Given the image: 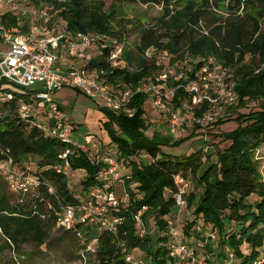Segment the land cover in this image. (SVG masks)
I'll use <instances>...</instances> for the list:
<instances>
[{
  "label": "trees",
  "instance_id": "1",
  "mask_svg": "<svg viewBox=\"0 0 264 264\" xmlns=\"http://www.w3.org/2000/svg\"><path fill=\"white\" fill-rule=\"evenodd\" d=\"M45 1L53 5V21L67 30L106 34L123 44L124 65L112 68L104 58H98L81 68L82 72L98 74L104 70L109 82L136 86L142 80H153L152 74L160 69L155 59L151 65L147 64L145 52L149 48L167 50L172 63L184 61L188 56H213L233 71L232 81L238 94L233 110L252 101L261 105L259 110L239 113L236 117L239 125L221 134L230 143L216 152L215 161L209 160L207 152L203 161L198 155L173 159L162 154V145H177L185 138L163 143L146 137L145 94L135 93L132 97L129 104L134 109L132 115L102 108L104 124L113 142L128 159L129 181L134 184L137 196L120 200V205L110 209L108 215L121 218L116 232L86 228L81 236L79 226L61 229L82 243L86 263L125 264L127 253L140 258V253L134 255L140 250L150 257L149 264H172L167 257L171 256L175 241L171 248L162 244L169 239L168 217L182 203L193 218L177 232L181 242L192 248V242H186L189 230L193 227L191 238H197V226H209L217 233L219 245L211 264H223L227 251L232 254L228 264H264V180L254 158L255 150L264 145V0ZM117 4L160 5L161 12L146 21L122 18L115 24L116 11H120L115 9ZM134 29H138V42L130 46L125 36ZM169 85L175 87L174 107L183 100H191V95L177 86L178 82L170 80ZM19 98L0 102V162H9L8 176L33 179L26 190L14 191L7 175L0 171V237L17 254L22 253L19 248L25 243L37 248L48 245L57 214L63 206L74 202L81 190L96 183L98 170V165L91 164L85 153L71 154L70 169L85 171L80 192L74 194L68 174L58 171L62 163L60 154L66 145L22 120L18 114ZM206 108L207 103H203L195 114L201 115ZM245 115L249 118H244ZM112 123L117 125L119 134L110 127ZM142 152L149 156V161L137 163L134 157ZM32 156L39 158L34 174L29 162ZM188 174L198 175L196 185L200 191L189 193L184 199L181 195L178 204L181 193L176 178L186 181ZM7 183L19 197L15 199L7 192ZM142 207H146L141 212L144 223L149 216L156 218L157 244L151 234L141 237L137 232L134 215Z\"/></svg>",
  "mask_w": 264,
  "mask_h": 264
},
{
  "label": "built area",
  "instance_id": "2",
  "mask_svg": "<svg viewBox=\"0 0 264 264\" xmlns=\"http://www.w3.org/2000/svg\"><path fill=\"white\" fill-rule=\"evenodd\" d=\"M54 15L53 5L45 0H0V102L20 96L19 117L66 145L60 154L62 163L58 171L68 174L71 170L69 156H78L80 152L87 155L91 164L98 165L96 183L81 190L74 202L62 207L56 217V227L67 230L79 226L81 236L86 228L116 232L121 218L108 213L120 205V199L115 195L116 185H121L124 196L129 197L125 184L130 177L121 175V161L108 148L105 150L97 142L77 146L71 141L72 128L66 114L51 100L50 94L61 87L72 86L114 113L132 115L131 99L135 93H142L151 98L169 132L184 125L182 112L187 109L192 110V116H187V126L190 127L224 116L238 98L236 83L232 81L231 68L223 66L213 56H188L184 61L172 63L167 50L149 48L145 52L146 58L152 53L155 63L167 74L174 75L177 86L191 95L190 101L183 100L174 107L175 87L166 88L165 73V77L159 74L153 80L145 79L133 86L120 81L109 82L104 70L98 74L82 72L81 68L98 58H104L112 68L124 65L121 57L123 44L110 35L67 30L53 21ZM83 59H89V62L81 64ZM162 59L166 62H161ZM179 65L182 70L174 74L173 68ZM203 103H207V108L197 116L195 110ZM35 104L49 107L46 120L35 119ZM9 169L8 161L0 162V171L4 175ZM6 178L14 191L26 190L33 183L29 177L7 175ZM177 203H181V194ZM145 209L142 207L134 215L141 237L149 234L141 218ZM170 233L176 244L171 252L172 264H208L178 240L175 229L170 228ZM231 259L232 254L227 251L223 264H228ZM124 260L125 264H145L144 258H134L131 253H127Z\"/></svg>",
  "mask_w": 264,
  "mask_h": 264
},
{
  "label": "rangeland",
  "instance_id": "3",
  "mask_svg": "<svg viewBox=\"0 0 264 264\" xmlns=\"http://www.w3.org/2000/svg\"><path fill=\"white\" fill-rule=\"evenodd\" d=\"M108 3L109 1L107 4ZM119 8L120 11H116L117 19L115 24H117L118 21L121 22L120 20L122 18L125 20L140 18L141 20L146 21L161 12L160 5L117 4L115 9L119 10ZM137 33L138 29H134L129 32L128 36H125V41L128 45L134 46V44L138 42ZM153 56L154 55L152 53H149L147 59L148 65L152 64L154 60ZM160 61L166 62V59H162ZM84 62H89V59L81 60V64ZM182 65L184 64L182 63ZM181 70V65H179L173 68V73L178 74ZM164 73L167 78L165 86L166 88H170L169 81H173L174 75L172 76L171 74H167L166 71L162 69V66L152 75L159 76V74H162V76L165 77ZM231 73L233 75V71ZM50 98L64 110L66 120L72 128L70 139L73 143L77 146H81L86 143L90 144L92 142H97L100 147H107L112 155L120 159L121 175L125 176L130 174V167H127L128 159L123 157L118 151L116 144L113 142L112 137L109 134L108 128L104 124L106 117L102 108H105V106L101 102L98 104L97 101L72 86H64L53 91L50 94ZM236 102L237 100L231 109L226 110L224 116H218L213 120L203 121L202 124H194L193 127L187 126V123L189 122V117L187 116H192V110L187 109L182 112L184 125L179 130L168 132L162 123L159 110L155 105H153L151 98L147 97L143 104L145 111L144 116L147 123V127L144 129V134L148 138H152L153 140L158 139V141H162L163 143H174L176 140L185 138V140L180 144L161 146V153L170 158L179 159L198 155L203 161L207 152L210 155L209 160L215 161L216 152L224 149L230 143V140L224 139L221 134L224 132H230L239 125V120L236 119L238 114L249 113L250 111L259 110L261 108V105L258 102L252 101L244 108L233 110ZM35 110V119H47V112L49 111L48 106H37V104H35ZM247 116L248 115H245L244 118H249ZM218 120H222V122L219 123ZM110 127L115 130L117 134H119L118 127L115 123H112ZM191 133L193 135L188 137ZM142 153L145 154V152ZM144 154L135 156V161L137 163L141 161L148 162L149 156ZM254 158L258 164L262 180H264V145H261L255 150ZM38 161L39 158L35 156H32L29 159L32 174L37 172ZM197 177L198 175L192 176L191 174H188V179L184 183L179 182L182 199H184L189 193L193 192L196 194L200 191V188L196 185ZM68 178L72 192L74 194L79 193L82 187V181L85 178V171L82 169L68 170ZM125 186V189L129 193V197L137 196L135 195V191L133 189V183H126ZM7 192L15 199L20 196L19 193H13L9 185L7 186ZM115 195L119 197L120 200L127 199V197L124 196V189L121 185L115 186ZM185 206V204L181 203L178 205L177 210L170 214L168 217L169 226L166 231H170V228H173L177 232H180L183 230L184 225L190 222L193 215H190ZM155 219L156 218L153 215L149 216L144 224L147 232L153 236L152 240L155 244H157L159 230L157 224H155ZM197 223L198 225H201V220L198 219ZM192 229L193 227L189 230L188 235L185 233L187 237L186 242H192L190 243V246L194 250V256H197L200 260H205L206 263L211 264L215 261L219 252L217 233L215 231L212 232L209 226H203L202 228L197 226V230L199 231L198 237L194 238L193 236V238H191ZM146 236L147 235H145V237ZM168 236V242L162 244V247L171 248L174 246L172 244V234L170 233ZM178 240H181L180 237H178ZM19 250L22 252L21 254L15 253L0 237V264H87L84 258L85 250L82 248V243L73 234L67 233L57 227L52 230L48 245H43L40 248H37L32 246L30 243H25L21 246V248H19ZM138 253L142 255V258H144L145 264H149L150 257H147L146 253L141 252L140 250H136L134 255ZM199 255H201V257ZM167 259L169 260V263L174 260L172 256L167 257Z\"/></svg>",
  "mask_w": 264,
  "mask_h": 264
},
{
  "label": "crops",
  "instance_id": "4",
  "mask_svg": "<svg viewBox=\"0 0 264 264\" xmlns=\"http://www.w3.org/2000/svg\"><path fill=\"white\" fill-rule=\"evenodd\" d=\"M129 182H130L129 179H127V180H126V183H129ZM131 183H132V182H130V184H131ZM200 257H201V256H200Z\"/></svg>",
  "mask_w": 264,
  "mask_h": 264
}]
</instances>
